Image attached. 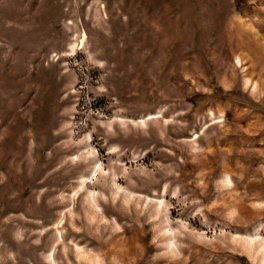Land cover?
<instances>
[{"label":"rangeland","instance_id":"374dc122","mask_svg":"<svg viewBox=\"0 0 264 264\" xmlns=\"http://www.w3.org/2000/svg\"><path fill=\"white\" fill-rule=\"evenodd\" d=\"M0 264H264V0H0Z\"/></svg>","mask_w":264,"mask_h":264}]
</instances>
